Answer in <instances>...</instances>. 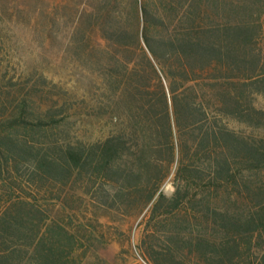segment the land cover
I'll list each match as a JSON object with an SVG mask.
<instances>
[{"label": "trees", "instance_id": "1", "mask_svg": "<svg viewBox=\"0 0 264 264\" xmlns=\"http://www.w3.org/2000/svg\"><path fill=\"white\" fill-rule=\"evenodd\" d=\"M88 19L94 140L66 90L2 73L0 38V264H86L135 217L147 264H264V0H105Z\"/></svg>", "mask_w": 264, "mask_h": 264}, {"label": "rangeland", "instance_id": "2", "mask_svg": "<svg viewBox=\"0 0 264 264\" xmlns=\"http://www.w3.org/2000/svg\"><path fill=\"white\" fill-rule=\"evenodd\" d=\"M105 0H0V38L2 40V73L25 78V90L41 76L48 79L53 91L61 87L68 92V103L78 110L69 119V128L85 140L104 135L107 119L91 117L90 106L103 99L104 85L98 75L83 65L73 50V36L81 22L94 24L88 13ZM94 42H105L94 34ZM257 106L264 109V96H258ZM75 108V109H76ZM236 127V126H235ZM264 136V129L258 131ZM173 175L164 185L171 193ZM142 217L129 219L119 228L124 231L117 237L98 243L85 258L91 264H147L141 257L138 245L142 236Z\"/></svg>", "mask_w": 264, "mask_h": 264}]
</instances>
